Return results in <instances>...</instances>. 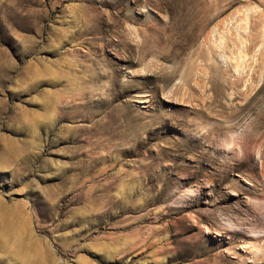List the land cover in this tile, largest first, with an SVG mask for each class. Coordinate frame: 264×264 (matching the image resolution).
Segmentation results:
<instances>
[{"label": "rangeland", "instance_id": "374dc122", "mask_svg": "<svg viewBox=\"0 0 264 264\" xmlns=\"http://www.w3.org/2000/svg\"><path fill=\"white\" fill-rule=\"evenodd\" d=\"M0 264H264V0H0Z\"/></svg>", "mask_w": 264, "mask_h": 264}]
</instances>
